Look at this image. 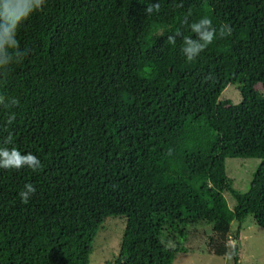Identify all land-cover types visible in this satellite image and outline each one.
Here are the masks:
<instances>
[{"label": "trees", "instance_id": "16d2710c", "mask_svg": "<svg viewBox=\"0 0 264 264\" xmlns=\"http://www.w3.org/2000/svg\"><path fill=\"white\" fill-rule=\"evenodd\" d=\"M203 17L232 34L189 62L183 37ZM18 39L29 54L0 76V95L19 100L0 107V146L42 168L0 169V264H89L97 229L118 216L116 264H172L200 222L207 252L227 254L231 238L238 264L244 217L264 229V0H48ZM233 83L237 104L220 98ZM227 157L260 159L246 191Z\"/></svg>", "mask_w": 264, "mask_h": 264}, {"label": "rangeland", "instance_id": "374dc122", "mask_svg": "<svg viewBox=\"0 0 264 264\" xmlns=\"http://www.w3.org/2000/svg\"><path fill=\"white\" fill-rule=\"evenodd\" d=\"M256 86L264 94V86ZM220 98L230 99L234 104L239 103L241 94L237 84H228L221 92ZM259 162L260 159L255 157H227L225 159L226 175L232 179V186L236 190L239 192L247 190L253 171ZM223 194L228 206L232 208L235 204L234 197L228 191H224ZM245 217L248 219V222L246 223L247 225L241 226L238 243L240 249H243V257L240 264H248L249 256L250 258H257L255 257L254 251L258 255L264 253V229L255 223L252 214H248ZM237 225V222L233 220L230 224L231 229L235 230ZM123 226L124 220L119 216L108 217L102 222L92 239V251L89 254V264H116L114 260L118 253V243ZM209 233L210 225L207 223L200 222L188 226L186 236L182 240L186 251L176 254L172 264H231L230 247L233 244V240L230 238L228 242L229 251L227 254L215 255L208 253L206 238ZM163 238L168 244H174V235ZM250 246L254 247L255 250L250 249ZM256 264L264 263L258 262Z\"/></svg>", "mask_w": 264, "mask_h": 264}, {"label": "clouds", "instance_id": "9594fccd", "mask_svg": "<svg viewBox=\"0 0 264 264\" xmlns=\"http://www.w3.org/2000/svg\"><path fill=\"white\" fill-rule=\"evenodd\" d=\"M48 0H0V76H6L14 64H20L29 54L27 48L22 49L18 39L21 29L36 12L45 10ZM160 11V4L153 3L145 7L146 15ZM190 31L195 34L183 37L182 52L189 62L194 61L218 38L223 39L232 34V28L228 24H222L217 28L211 18L203 17L190 25ZM176 35L168 36L169 44L175 45ZM19 105L16 97L0 95V107L11 109ZM16 119L15 114H10L7 125H11ZM7 136L3 140L4 145L13 143V134L4 127ZM30 168L37 172L42 168L40 159L31 152L22 154L16 147L0 146V169H23ZM37 189L32 183L24 185L19 196L21 202L28 204L35 195Z\"/></svg>", "mask_w": 264, "mask_h": 264}, {"label": "crops", "instance_id": "0c3cea01", "mask_svg": "<svg viewBox=\"0 0 264 264\" xmlns=\"http://www.w3.org/2000/svg\"><path fill=\"white\" fill-rule=\"evenodd\" d=\"M248 222V219L246 218V217H244V219L242 220V222L240 223V226H239V232H238V238H239V236H240V234H241V226H244V225H247L246 223ZM238 226V225H237ZM233 229H231V227H230V233H232L231 231H232ZM232 235V234H231ZM250 249H252V250H255V248L254 247H252V246H250L249 247ZM254 254L256 255L255 257H257V258H250V256H249V260H248V264H256V263H258V262H263L264 263V253L263 254H261V255H258L257 254V252L256 251H254ZM242 257H243V249H240V258H239V260H238V263L240 264L241 263V259H242ZM253 259V260H252Z\"/></svg>", "mask_w": 264, "mask_h": 264}]
</instances>
